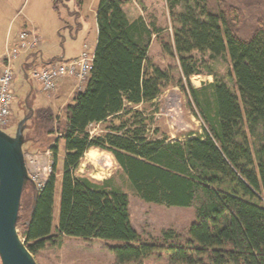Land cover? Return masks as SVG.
Masks as SVG:
<instances>
[{
    "label": "trees",
    "instance_id": "16d2710c",
    "mask_svg": "<svg viewBox=\"0 0 264 264\" xmlns=\"http://www.w3.org/2000/svg\"><path fill=\"white\" fill-rule=\"evenodd\" d=\"M165 2L173 33L172 46L163 50L178 60L177 86L187 92L202 134L171 143L151 138V120L139 109L156 101L172 79L148 61L152 34L144 21H130L121 0H99L93 68L85 88L64 108L55 236L56 145L30 216L23 223L18 217L16 228L32 256L72 238L119 242L110 249L117 264H138L159 250L168 264H264V27L241 39L233 19L212 10L208 0ZM177 7L181 11L174 13ZM218 59L227 60L232 87L212 68H200ZM202 75L212 82L192 88L190 78ZM36 118L44 129L54 120L43 109ZM101 125L102 133L90 135V126ZM90 150L113 158L140 201L193 208L185 238L167 231L159 242L142 240L130 221L128 196L108 180L77 174Z\"/></svg>",
    "mask_w": 264,
    "mask_h": 264
},
{
    "label": "rangeland",
    "instance_id": "374dc122",
    "mask_svg": "<svg viewBox=\"0 0 264 264\" xmlns=\"http://www.w3.org/2000/svg\"><path fill=\"white\" fill-rule=\"evenodd\" d=\"M122 2L128 19L132 21L141 18L151 31L148 61L153 67L168 73L172 79L171 85L163 88L156 101L139 109L151 120L149 127L151 138L165 139L166 143H171L183 142L201 135L203 124L197 117L187 92L177 86L182 79L178 60L176 56H170L163 50L165 45L172 46L173 33L165 0ZM98 3L99 0H0V61L6 45L13 44L15 37L27 29H34L38 34L42 42L39 48L43 53V61L47 64L74 57L84 43H93L97 37ZM208 3L212 10H221L233 19L235 34L241 39L250 38L256 30L264 27V0H208ZM180 11V7L174 9V13ZM26 62L41 65L32 55L21 56L16 62L12 82V117L3 133L13 138L17 125L28 118L22 132L21 149L29 181L24 185L20 200L18 217L21 218V223L30 216L33 196L36 194L35 185L43 184L51 172L50 148L57 146V184L52 220V235L55 236L58 227L59 177L63 167L64 147L60 133L65 126L64 108L77 91L74 87L72 89L71 84H67L68 88L73 90L68 96L58 97L56 91L49 95L40 94L34 82L26 81L20 75L19 64L23 65ZM207 67L212 68L218 77L227 79V83L232 87L227 78V60L208 61L200 68L205 72ZM212 80V77L206 75L194 76L190 78L189 85L199 89ZM42 109L49 110L54 117L49 129H44L42 122L36 118V113ZM104 128L102 125L90 126L88 132L90 135H97L102 133ZM51 131L53 133L49 134ZM93 151L95 153L92 160L85 158L86 155L83 157L77 174L88 176L96 182L108 180L111 185L128 196L130 221L142 240L150 243L159 242L162 233L167 231L173 232L177 239L185 238L194 221L193 208H166L140 201L132 193L113 158L106 152ZM16 230L23 241L20 236L22 230L20 225ZM118 245L119 242L112 241L62 238L32 257L36 264H117L110 249ZM138 264L168 262L164 253L159 250L148 260Z\"/></svg>",
    "mask_w": 264,
    "mask_h": 264
},
{
    "label": "built area",
    "instance_id": "2783aa9c",
    "mask_svg": "<svg viewBox=\"0 0 264 264\" xmlns=\"http://www.w3.org/2000/svg\"><path fill=\"white\" fill-rule=\"evenodd\" d=\"M132 2L133 0H121ZM41 40L34 29L21 31L13 44H7L1 59L0 71V130H4L12 116L13 88L15 64L21 56L34 53ZM93 68V55L88 45H84L79 57L70 61L50 62L42 67L30 69L29 79L35 83L40 94L49 95L57 90L59 82L70 80L77 92L82 91ZM44 184V183H43ZM43 184L35 185L37 191Z\"/></svg>",
    "mask_w": 264,
    "mask_h": 264
},
{
    "label": "water",
    "instance_id": "95a60500",
    "mask_svg": "<svg viewBox=\"0 0 264 264\" xmlns=\"http://www.w3.org/2000/svg\"><path fill=\"white\" fill-rule=\"evenodd\" d=\"M24 119L13 138L0 131V262L36 264L16 230L24 185L29 181L21 146Z\"/></svg>",
    "mask_w": 264,
    "mask_h": 264
},
{
    "label": "crops",
    "instance_id": "0c3cea01",
    "mask_svg": "<svg viewBox=\"0 0 264 264\" xmlns=\"http://www.w3.org/2000/svg\"><path fill=\"white\" fill-rule=\"evenodd\" d=\"M96 30H97V27H96ZM15 39H16V37H15ZM96 41H97V37L94 39V41H93V43H89V44H87L88 45V47H89V53L91 54V53H93L94 54V51L92 52V50H95V46H96ZM42 43V42H41ZM85 44V43H84ZM83 44V45H84ZM83 45L80 47V51H78V53L74 56V57H70V58H67L66 60H61V61H70V60H73V59H76V58H78L79 57V55H80V53L82 52V47H83ZM40 46H41V44H40ZM39 46V47H40ZM38 47V49L34 52V53H31V54H29V55H27V56H33L34 58H35V60L36 61H40V64L41 65H34L35 67H41V66H43V65H46L47 64V62H44L43 61V53L41 52V50H40V48ZM92 54V55H93ZM26 56V57H27ZM23 57V56H22ZM63 59H64V57H63ZM32 62H26L25 64H19V71H23V70H28V66L27 65H29V64H31ZM34 64V63H33ZM1 69H2V64H1V61H0V71H1ZM21 69V70H20ZM25 79V78H24ZM67 84H71V86H72V89H73V83H72V81H70V80H67V81H63V82H59V85H58V87H57V90H56V94H58V97L59 96H62V97H64L65 95L66 96H68L69 94H71L72 93V89H69L68 88V86H67ZM89 152H92V153H95V151L93 152V150H91V151H88L85 155H87ZM84 155V156H85ZM89 160H92V159H89Z\"/></svg>",
    "mask_w": 264,
    "mask_h": 264
},
{
    "label": "bare ground",
    "instance_id": "6f19581e",
    "mask_svg": "<svg viewBox=\"0 0 264 264\" xmlns=\"http://www.w3.org/2000/svg\"><path fill=\"white\" fill-rule=\"evenodd\" d=\"M94 152V151H93ZM93 154L94 153H92V152H89L87 155H86V157L85 158H87L88 160L89 159H92V157H93Z\"/></svg>",
    "mask_w": 264,
    "mask_h": 264
}]
</instances>
